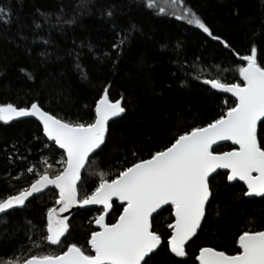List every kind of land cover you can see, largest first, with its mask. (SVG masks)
<instances>
[{
	"label": "trees",
	"instance_id": "16d2710c",
	"mask_svg": "<svg viewBox=\"0 0 264 264\" xmlns=\"http://www.w3.org/2000/svg\"><path fill=\"white\" fill-rule=\"evenodd\" d=\"M152 2L153 7L149 0H0L5 9L0 14V105L27 107L35 102L58 118L89 122L106 89L110 100H122L124 114L109 123L103 150L82 170L81 198L94 190L99 173L114 178L185 130L226 114L235 100L205 80L241 83L238 69L246 62L240 57L253 46L264 66V0ZM185 9L195 13L212 36L187 18L177 19ZM118 37L126 39L113 48ZM257 133L264 141V125L257 124ZM230 148L222 144L214 151ZM61 155L34 119L0 121V201L37 178L29 167L39 173L49 165L50 172L62 170ZM218 173L211 182L205 220L186 245L187 257H175L162 244L149 264H198L195 257L203 246L233 255L244 230L264 229V197L243 195L242 183H229L225 172ZM56 197V191L48 189L0 216V264L8 257L21 262L32 255L58 254L73 243L90 253L88 238L93 216L100 212L97 207L72 216L60 245L44 239L45 214ZM169 209L155 216L154 228L162 234L173 220ZM121 210L113 201L106 222L113 223ZM18 250L21 254L15 257Z\"/></svg>",
	"mask_w": 264,
	"mask_h": 264
},
{
	"label": "snow or ice",
	"instance_id": "6c2138e0",
	"mask_svg": "<svg viewBox=\"0 0 264 264\" xmlns=\"http://www.w3.org/2000/svg\"><path fill=\"white\" fill-rule=\"evenodd\" d=\"M148 6H154L152 0ZM4 12L5 9L0 7V14ZM185 18L189 24H195L212 36L209 28L190 9L177 16V19ZM125 39L118 37L113 48H119ZM240 60L246 62L238 69L242 84L224 83L218 79L204 81L212 89L231 93L235 98L234 106L229 107L226 114L205 126L185 130L170 145L151 153L147 159L124 167L114 178L99 173L94 190L82 198L78 190L82 170L91 156L103 150L109 121L125 112L121 101H110L106 89L96 102L94 118L89 122L58 118L35 102L30 107L19 108L11 103L0 105V121L8 123L17 117H36L47 139L63 150L59 161L62 170L50 172L49 165L43 173H34L29 167L27 171L38 178L28 188L0 201V213L24 207L30 197L52 186L58 190L56 203L60 208L48 210L44 239L52 245H60L61 237L69 230L67 217L61 218V213L77 205L102 206L101 214L95 219L99 230H93L88 241L89 254L73 243L61 254L32 255L23 264H149L162 244L175 257L186 258V244L205 220V206L213 195V174L219 175L218 169L228 170L224 173L227 181L246 184L243 195L264 197V141L258 140L257 133L258 122L264 125V66L258 62L255 46ZM220 141H231L239 147L216 153L213 145ZM114 198L121 202L123 210L115 222L107 223ZM165 205L170 206L174 222H169V231L162 234L154 228V221L160 214L158 209ZM238 245L239 251L235 255L202 247L195 260L198 264H264V230H244L238 237ZM6 264H20V261L8 260Z\"/></svg>",
	"mask_w": 264,
	"mask_h": 264
},
{
	"label": "water",
	"instance_id": "95a60500",
	"mask_svg": "<svg viewBox=\"0 0 264 264\" xmlns=\"http://www.w3.org/2000/svg\"><path fill=\"white\" fill-rule=\"evenodd\" d=\"M239 78H240V76H239ZM240 81H241V84H242V79L240 78ZM210 86V85H209ZM211 87V86H210ZM213 90H215V91H217V92H220V93H223V94H225V95H228V96H230V97H232L234 100H235V98L232 96V94L231 93H224V92H222V91H219V90H217V89H213ZM105 92V91H104ZM104 92H103V94H104ZM102 94V95H103ZM101 98V97H100ZM99 98V99H100ZM98 99V100H99ZM97 100V101H98ZM110 100V99H109ZM117 100H120L121 101V104H122V100L121 99H117ZM117 100H110V101H112V102H115V101H117ZM96 101V102H97ZM95 105H96V103H95ZM31 105H29V106H27V107H30ZM19 108V107H18ZM94 114H95V108H94ZM124 113H122L120 116H117V117H113L110 121H109V123L113 120V119H116V118H119V117H121L122 115H123ZM25 118H31V119H34L39 125H40V127H41V129H42V133H43V126H42V124L40 123V121L36 118V117H17V118H15V119H13V120H11V121H9V122H12V121H15V120H19V119H25ZM259 123V122H258ZM43 135H44V133H43ZM45 136V135H44ZM46 137V136H45ZM46 139H47V137H46ZM48 140V139H47ZM49 141V140H48ZM50 142H52V141H50ZM222 144H229L230 146H231V148L230 149H228V150H225V151H232L233 149H238V145H234L231 141H220V142H218V144H216V145H213V150H214V148L215 147H217V146H219V145H222ZM57 148H58V146H56ZM59 149V148H58ZM59 150H61L62 151V153H63V150L62 149H59ZM225 151H222V152H225ZM216 152V151H215ZM222 152H216V153H222ZM219 171H223V172H227L228 170H226V169H218L217 170V172H219ZM213 175H215V173L213 174ZM255 175V174H254ZM229 182V181H228ZM233 182H235V181H233ZM233 182H229V183H233ZM240 183H242L243 185H244V187H245V190L247 189V186H246V184H244V182L243 181H239ZM30 186V185H29ZM28 186V187H29ZM27 187V188H28ZM48 189H54L52 186H49V188ZM48 189H45L42 193H44V192H46ZM55 191H56V200L59 198L58 197V190H56V189H54ZM42 193H39V194H34V196H37V195H40V194H42ZM16 194H18V193H16ZM16 194H14V195H16ZM33 196V197H34ZM248 197V196H247ZM7 198V197H6ZM5 198V199H6ZM32 197H30L29 198V200L31 199ZM260 198V197H259ZM4 200V199H3ZM56 200H55V203L50 207V208H55V209H57V210H59V208H60V205H58L57 203H56ZM114 201H116L118 204H120L121 205V202L120 201H118V200H115V198H114ZM28 201H26V203H27ZM25 203V204H26ZM166 206H168V205H165V206H162V208L161 209H163L164 207H166ZM206 206H207V204H206ZM206 206H205V208H206ZM91 207H97V208H99V209H101V207L102 206H100V205H89V206H84V207H80L79 205H77V206H73L72 208H70L68 211H66V212H63V213H61L60 215H61V218H64V217H67V223H69V221H70V219L72 218V216L77 212V211H79V210H82V209H86V208H91ZM19 208H22V207H16V208H13V209H19ZM49 208V209H50ZM48 209V210H49ZM161 209H158V212L161 210ZM10 210H12V209H9V210H7L5 213H7V212H9ZM48 210H47V212H48ZM123 210V209H122ZM122 210H121V212H122ZM47 212H46V214H45V225H46V227H45V231H46V235H47ZM120 212V213H121ZM5 213H0V216L1 215H3V214H5ZM101 213H99L98 215H100ZM97 215V216H98ZM172 218H173V220H172V222H174V216H172ZM96 219V218H95ZM116 219H118V217L116 218ZM115 222V221H114ZM93 226H94V230H99V227H98V225L95 223V220L93 221ZM264 230V229H263ZM198 231V230H197ZM67 233V232H66ZM66 233H65V235H66ZM64 235V236H65ZM64 236L63 237H61V240L64 238ZM90 236H91V234H90ZM90 236H89V238H88V241H89V239H90ZM46 240V239H45ZM46 242L49 244V245H51V246H56V245H52V244H50L47 240H46ZM188 244V243H187ZM186 244V245H187ZM88 246H89V248H90V245L88 244ZM79 247V246H78ZM203 247H210V246H203ZM202 248V247H201ZM237 248L239 249V245H238V240H237ZM67 250V247L65 248V250L64 251H66ZM200 250V249H199ZM199 250H198V252H197V255L199 254ZM63 252V251H62ZM61 252V253H62ZM61 253H59V254H61ZM237 254V253H236ZM196 255V256H197ZM233 255H235V254H233ZM28 258H30V257H28ZM28 258H26V259H28ZM24 261V260H23ZM23 261H21L20 262V264H23ZM197 263H198V261H197Z\"/></svg>",
	"mask_w": 264,
	"mask_h": 264
},
{
	"label": "rangeland",
	"instance_id": "374dc122",
	"mask_svg": "<svg viewBox=\"0 0 264 264\" xmlns=\"http://www.w3.org/2000/svg\"><path fill=\"white\" fill-rule=\"evenodd\" d=\"M61 158H62V155L59 157L58 161H60ZM43 161H46V164H47V163H48V162H47V157H44V158H43ZM62 167H63V165H62ZM33 169H34V168H33ZM34 171H35V173H39V171H38L37 169H34ZM37 178H38V176H37ZM99 213H100V212H99ZM99 213H96V214L93 216V219H95ZM45 227H46V225H45ZM44 237H46V231H45V236H44ZM66 247H67V245L64 247V249H63L62 251H64ZM62 251H61V252H62ZM61 252H60V253H61ZM20 254H21V252H20V250H18V253L15 254V257H16V256H20ZM58 254H59V253H58ZM7 259L10 260L11 257H8Z\"/></svg>",
	"mask_w": 264,
	"mask_h": 264
}]
</instances>
